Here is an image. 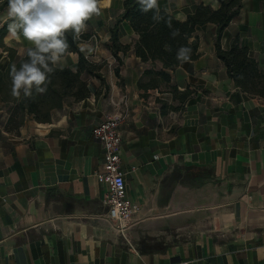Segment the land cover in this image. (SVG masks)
<instances>
[{
  "label": "crops",
  "instance_id": "0c3cea01",
  "mask_svg": "<svg viewBox=\"0 0 264 264\" xmlns=\"http://www.w3.org/2000/svg\"><path fill=\"white\" fill-rule=\"evenodd\" d=\"M204 3L159 0L184 21ZM8 0H0V71L31 45L8 35ZM221 45L238 38L264 69V0H243ZM79 51L89 95L69 98L39 122L12 115L0 97V264H264V96L249 95L217 56V25L198 26V56L164 69L171 78L146 90L134 45L139 34L121 19L124 0H99ZM7 21V22H6ZM125 49H114L113 33ZM90 44L92 52L81 51ZM70 51L58 66L79 68ZM86 56L88 58H86ZM179 92L173 94L171 87ZM189 89L181 101L176 95ZM178 107V108H174ZM121 169L135 212L118 232L108 217L103 145L93 133L115 111Z\"/></svg>",
  "mask_w": 264,
  "mask_h": 264
},
{
  "label": "trees",
  "instance_id": "16d2710c",
  "mask_svg": "<svg viewBox=\"0 0 264 264\" xmlns=\"http://www.w3.org/2000/svg\"><path fill=\"white\" fill-rule=\"evenodd\" d=\"M220 6L213 8L211 5L200 3L196 6L195 11L191 13L186 20L181 21L164 9H161L163 19L154 21L153 12L143 13L138 0H124V11L121 19L130 22L133 29L139 34V38L134 45L136 54L142 61H160L163 69L145 70L143 77L139 80V87L147 91L148 88L154 87L159 82L169 83L170 75L164 69H174L182 61L177 59V51L180 47L191 49L190 59L198 56V39L191 40V37L198 26L207 22L217 25L215 37V49L217 56L225 63L229 76L234 79L236 84L249 95L264 96V69L260 67L258 61L249 55L246 45L236 38L233 40L229 49H224L221 45V38L225 28L237 16L241 10L243 0H218ZM170 25V26H169ZM179 30L175 37L171 33ZM86 35L83 33L79 40H73L71 34L68 35L70 51H79V43ZM114 49H125L118 42L117 34L113 33ZM170 48L166 50L165 46ZM33 47V46H31ZM30 48V47H29ZM27 59V51L23 58L16 63H11L6 70L0 71V97L7 102H12V115H17L16 123L22 122L25 114L32 115L35 120L45 122L50 120L51 112L55 108L61 107L69 98L82 99L89 95L90 91L87 82L81 78L83 69H90L91 66L85 56L80 52L79 68L73 71L69 67H56L50 74L49 81L46 85V92L37 93L33 90L31 96L26 97L21 94L19 98L11 95V77L9 75L12 64L17 68L22 60ZM173 94L179 92L177 87L172 86ZM189 89L176 95L181 101L190 96ZM178 108V107H174Z\"/></svg>",
  "mask_w": 264,
  "mask_h": 264
},
{
  "label": "clouds",
  "instance_id": "9594fccd",
  "mask_svg": "<svg viewBox=\"0 0 264 264\" xmlns=\"http://www.w3.org/2000/svg\"><path fill=\"white\" fill-rule=\"evenodd\" d=\"M141 11L153 12L152 19H163L159 0H138ZM99 0H8L7 22L8 35L5 40L20 42L21 37L33 47L27 49V59L22 60L17 68L11 65V95L19 98L46 92L50 74L65 59L69 50L68 35L79 40L87 31V21L99 16ZM170 26V25H169ZM179 30L171 33L173 37ZM166 50L170 48L166 45ZM90 44L81 47V51L92 52ZM191 49L180 47L177 59L188 61ZM86 58H88L86 56Z\"/></svg>",
  "mask_w": 264,
  "mask_h": 264
},
{
  "label": "built area",
  "instance_id": "2783aa9c",
  "mask_svg": "<svg viewBox=\"0 0 264 264\" xmlns=\"http://www.w3.org/2000/svg\"><path fill=\"white\" fill-rule=\"evenodd\" d=\"M128 116L126 111H115L96 125L94 136L103 145V169L97 172V179L107 183L109 192L106 197L108 217L115 229L124 234L130 228L135 208L128 196L125 173L121 169L120 137L118 127ZM175 264H186L179 262Z\"/></svg>",
  "mask_w": 264,
  "mask_h": 264
}]
</instances>
